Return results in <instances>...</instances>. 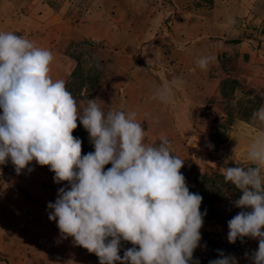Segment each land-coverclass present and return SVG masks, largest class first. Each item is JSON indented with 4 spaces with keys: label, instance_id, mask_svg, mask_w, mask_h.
<instances>
[{
    "label": "rangeland",
    "instance_id": "rangeland-1",
    "mask_svg": "<svg viewBox=\"0 0 264 264\" xmlns=\"http://www.w3.org/2000/svg\"><path fill=\"white\" fill-rule=\"evenodd\" d=\"M208 1L0 0V32L50 50V76L65 81L79 109L97 99L106 113L135 112L146 143L166 137L185 163L189 191L203 198L194 259L209 264L222 250L250 264L245 254L258 241L228 243L227 222L242 193L219 168L247 167L248 146L264 134L252 120L264 105V0ZM202 56L212 58L206 70L197 64ZM168 85L170 102L151 99ZM77 124L72 134L83 156L94 148ZM29 168L17 175L10 161L0 165V264H99L48 218L47 205L66 182L54 183V173L35 161ZM131 247L121 241L119 255Z\"/></svg>",
    "mask_w": 264,
    "mask_h": 264
},
{
    "label": "clouds",
    "instance_id": "clouds-1",
    "mask_svg": "<svg viewBox=\"0 0 264 264\" xmlns=\"http://www.w3.org/2000/svg\"><path fill=\"white\" fill-rule=\"evenodd\" d=\"M53 59L29 39L0 32V165L10 161L20 175L35 161L54 173V183L66 182L48 203V218L99 264H199L194 253L206 215L203 198L189 191L185 163L172 154L171 142L146 143L135 112L106 113L97 99L79 109L65 81L51 78ZM211 59L202 56L197 64L206 70ZM173 85L155 89L151 99L170 102ZM77 120L94 148L83 156L82 141L72 134ZM252 120L264 125V105ZM246 159L247 167L219 168L242 193L233 202L240 211L227 222V240L258 241L245 256L250 264H264V134L248 146ZM121 241L133 245L123 257ZM209 264L238 260L218 250Z\"/></svg>",
    "mask_w": 264,
    "mask_h": 264
},
{
    "label": "trees",
    "instance_id": "trees-1",
    "mask_svg": "<svg viewBox=\"0 0 264 264\" xmlns=\"http://www.w3.org/2000/svg\"><path fill=\"white\" fill-rule=\"evenodd\" d=\"M201 1H204V2H207L208 0H201ZM210 1V0H209ZM208 1V2H209ZM212 1V0H211ZM91 73V72H90ZM90 75V74H89ZM99 75V74H98ZM92 76L95 78L97 77V74L95 73V70L92 71ZM90 82H92L91 80H89Z\"/></svg>",
    "mask_w": 264,
    "mask_h": 264
}]
</instances>
